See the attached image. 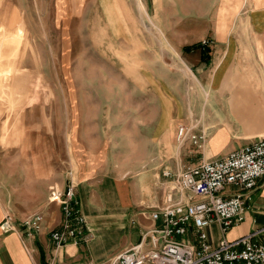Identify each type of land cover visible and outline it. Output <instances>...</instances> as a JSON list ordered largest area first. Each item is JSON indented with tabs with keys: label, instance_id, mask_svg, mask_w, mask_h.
I'll list each match as a JSON object with an SVG mask.
<instances>
[{
	"label": "crops",
	"instance_id": "crops-1",
	"mask_svg": "<svg viewBox=\"0 0 264 264\" xmlns=\"http://www.w3.org/2000/svg\"><path fill=\"white\" fill-rule=\"evenodd\" d=\"M195 1L199 2L192 7L197 18L195 36L183 49L197 83L188 90L187 105H179L176 116L171 110L173 134L164 124L165 111L155 134L159 144L173 148L177 142L182 147L179 155L193 163L181 170L155 166L129 180L106 160V149L94 134L85 133L81 141L73 131L69 138L68 122L66 142L45 136L17 138L18 148L4 155L0 166V264H105L139 244L153 227L145 213L148 208L165 206L169 193L175 195V202L189 201V194L173 191L172 180L162 176L164 170L191 169L264 139V0ZM204 40L211 41L205 60ZM77 124L72 122V128L77 130ZM181 125L203 137L200 146L192 140L179 143ZM57 145H65V153H59ZM69 173L90 238L57 248L50 234L60 228L63 218L59 204L51 198L54 191L66 188ZM36 214L43 217L41 229L30 236L22 221ZM8 215L16 225L13 232L1 228ZM263 227L264 179L247 202L244 219L228 232L227 239L236 240ZM208 233L213 246L224 237L217 224Z\"/></svg>",
	"mask_w": 264,
	"mask_h": 264
},
{
	"label": "rangeland",
	"instance_id": "rangeland-1",
	"mask_svg": "<svg viewBox=\"0 0 264 264\" xmlns=\"http://www.w3.org/2000/svg\"><path fill=\"white\" fill-rule=\"evenodd\" d=\"M138 2L0 0V166L17 138L66 142L67 122L69 138L94 134L129 180L193 163L155 134L164 111L173 134L171 110L187 105L197 83L183 47L195 36L199 2Z\"/></svg>",
	"mask_w": 264,
	"mask_h": 264
},
{
	"label": "built area",
	"instance_id": "built-area-1",
	"mask_svg": "<svg viewBox=\"0 0 264 264\" xmlns=\"http://www.w3.org/2000/svg\"><path fill=\"white\" fill-rule=\"evenodd\" d=\"M210 43L204 40L202 46ZM188 140L200 146L203 137L181 125L178 141L182 145ZM69 175L66 188L54 191L51 198L59 204L63 218L60 228L50 234L57 248L90 238L87 219ZM162 176L172 180L173 191L189 194V201L175 202V195L169 193L165 206L148 208L145 213L153 227L142 235L139 244L105 264H264V227L236 240L227 239L228 232L244 219L246 204L264 179V139L191 169L176 173L164 170ZM230 187L234 189L229 191ZM42 219L41 214H36L23 220L22 225L31 236L40 231ZM213 224L219 225L224 235L217 246L211 244L208 233ZM1 228L4 232L15 231L14 219L8 215Z\"/></svg>",
	"mask_w": 264,
	"mask_h": 264
},
{
	"label": "trees",
	"instance_id": "trees-1",
	"mask_svg": "<svg viewBox=\"0 0 264 264\" xmlns=\"http://www.w3.org/2000/svg\"><path fill=\"white\" fill-rule=\"evenodd\" d=\"M194 47H195V46H194ZM194 47H193V48H194ZM190 49H191V48H186V50H190ZM209 50H210L209 48H206V47L204 48V50H203V58H204V60L209 58V57H208V56H209V55H208Z\"/></svg>",
	"mask_w": 264,
	"mask_h": 264
},
{
	"label": "bare ground",
	"instance_id": "bare-ground-1",
	"mask_svg": "<svg viewBox=\"0 0 264 264\" xmlns=\"http://www.w3.org/2000/svg\"><path fill=\"white\" fill-rule=\"evenodd\" d=\"M138 1H139V2H138V3H139V5L141 6V3H142V2H140V0H138ZM138 7H139V6H138ZM186 72L188 73V72H189V70H188V71H186ZM166 120H167V118H166ZM169 122H170V121H169V120H167V125L169 124Z\"/></svg>",
	"mask_w": 264,
	"mask_h": 264
}]
</instances>
